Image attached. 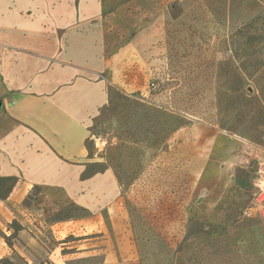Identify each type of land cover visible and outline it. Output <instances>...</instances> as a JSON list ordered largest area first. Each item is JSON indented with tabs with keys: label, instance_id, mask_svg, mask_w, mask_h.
<instances>
[{
	"label": "rangeland",
	"instance_id": "obj_1",
	"mask_svg": "<svg viewBox=\"0 0 264 264\" xmlns=\"http://www.w3.org/2000/svg\"><path fill=\"white\" fill-rule=\"evenodd\" d=\"M44 8L108 59L89 142L105 172L0 210V264H264V0ZM260 16L254 45L234 38ZM91 191L93 211L75 202Z\"/></svg>",
	"mask_w": 264,
	"mask_h": 264
},
{
	"label": "crops",
	"instance_id": "obj_2",
	"mask_svg": "<svg viewBox=\"0 0 264 264\" xmlns=\"http://www.w3.org/2000/svg\"><path fill=\"white\" fill-rule=\"evenodd\" d=\"M74 1L0 0V176L19 180L0 210L35 185L75 193L102 176L83 175L92 161L87 142L94 122L109 103L108 84L100 76L108 71V59L95 39L67 30L64 15L44 8ZM89 195L97 203L85 197L75 202L98 209L102 196ZM113 250L107 249L110 259Z\"/></svg>",
	"mask_w": 264,
	"mask_h": 264
},
{
	"label": "trees",
	"instance_id": "obj_3",
	"mask_svg": "<svg viewBox=\"0 0 264 264\" xmlns=\"http://www.w3.org/2000/svg\"><path fill=\"white\" fill-rule=\"evenodd\" d=\"M260 18H261V16L258 17V18H256V19H254L249 25L244 26L243 28H241L236 33V35L234 36V38H238V37H241V36H246V40L243 41V45L244 46L245 45H247V46L254 45L256 43V41L258 40V37L255 38L253 36L246 35L245 34V31H247V29H250L254 25V23H256ZM90 140H88V142H87V148H88V152H89V158L90 159H93L92 150H91V148L89 146ZM96 164H99V163H97V162L88 163L87 164L86 171H85V173H84L83 176L84 177H90V176H92L94 174L105 172V169H101V170L96 171V172H90L89 171V167L94 166ZM18 182H19V180L16 177H3V176H0V200H6V199H8L10 197V195L12 194V192L14 191V189L16 188Z\"/></svg>",
	"mask_w": 264,
	"mask_h": 264
},
{
	"label": "built area",
	"instance_id": "obj_4",
	"mask_svg": "<svg viewBox=\"0 0 264 264\" xmlns=\"http://www.w3.org/2000/svg\"><path fill=\"white\" fill-rule=\"evenodd\" d=\"M2 66H3V63H2V58L0 56V74L2 72ZM260 172H261V176H262V183H261V187H259V188L261 189V191L264 194V164L261 166Z\"/></svg>",
	"mask_w": 264,
	"mask_h": 264
}]
</instances>
